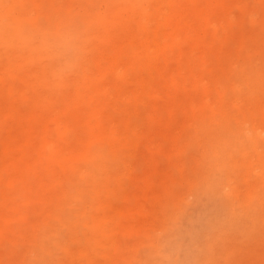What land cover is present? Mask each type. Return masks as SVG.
<instances>
[{"label": "rangeland", "instance_id": "obj_1", "mask_svg": "<svg viewBox=\"0 0 264 264\" xmlns=\"http://www.w3.org/2000/svg\"><path fill=\"white\" fill-rule=\"evenodd\" d=\"M180 4L198 6L204 14L193 25H185L188 19L192 20L194 12L192 8H185L186 5L181 7ZM87 10L116 25L110 32H105L101 20H97L93 31L99 36L116 35L121 38V27L129 23L134 26L130 29L133 34L139 32L137 36L144 41L154 39L166 48H170L175 36L185 40L179 54L167 51L160 60H150L143 65L142 71L149 79L159 74L164 80V83H153L147 92L136 89L126 72L113 75L121 92L109 96L108 100L119 101L116 104L118 110L122 109L124 103L123 108L128 112L159 114L157 121L161 123L150 131L147 127L137 130L140 141L135 157L123 158L122 163L114 160L105 162L108 167L106 174L110 179L127 173L129 169L135 168V172L122 184L124 198L114 195V199L108 197L98 203H112L106 205L105 214L109 224L105 230L102 232L94 228L88 232L98 244V249H90L87 245L74 249L80 232L77 220L72 215V207L84 201H79L73 194L79 189L77 185L61 184L58 187L61 195L71 193V196L70 207L65 212L57 213L51 212V207L39 210L26 202L31 192L20 189L19 180L22 177L19 170L1 174L0 264L171 263L177 251L167 247L164 238L171 236L177 219L183 222L187 220V214L182 213V202L192 203L195 194L200 191L176 187L169 192L170 198L167 200L157 203L153 198L159 197L163 179L179 176L180 170L188 174L186 177L193 184H198L200 179L210 174L217 177L224 175V171H219V166L206 160L209 159V152L203 144V136L199 137L197 144H193L187 138V133H195L198 124L206 118L215 123L229 116L239 123L246 137H256L257 141L256 146H252L248 144L249 139H244L243 142L232 143L225 151L223 157L226 165L247 164L252 172L251 176L246 170H236L232 183L238 186L240 193H245L255 184L253 177L257 178L261 182V185H257V194L263 206L252 212L258 219L252 226L247 225L245 215L249 213L245 212L243 206L246 203L240 196L229 197L226 204L219 201L212 204L213 208L205 212L201 219L207 225H211L210 219H216L215 229L204 234L207 249H197V260L182 250L180 264H264V170L261 166L264 164V78L258 85L250 86L249 90L257 87L254 93L249 90L244 92L241 81L230 73L223 79L227 68H241L244 60L252 62L264 76V0H0V28L12 22L15 25L30 23L36 27L49 25L55 30L65 29L66 14L75 15ZM177 24L183 27L178 30ZM256 34L259 37L257 43L251 40ZM3 45L4 36L0 34V46ZM96 45L95 38L87 40L85 44L88 50ZM204 51L207 57L199 61L203 73L186 79L181 71L183 65L194 66L197 61L192 59V54L202 56ZM53 53V45L47 43L43 46L42 55L50 56ZM0 58L4 63V66H0V117L9 114L5 112L6 103L17 106L12 113L16 120L4 122L5 119L0 123L3 134L12 138L22 137L23 127L19 119L26 121L31 115L37 117V125L31 130L36 137L42 134L45 126L54 127L58 132L60 127H57L67 120L64 113L66 104H72L69 110L78 114L84 103H88L89 108L84 106L86 111L76 115L79 128L70 133L66 143L61 144L62 151L57 162L60 165H75L79 152L88 148L95 151L107 141L120 147L125 145V138L117 130L118 127H113L106 118L107 111L102 108L104 96L89 92L96 81L102 88L98 79L100 71L95 68L94 72H90L87 65L91 63H84L80 57L75 65V74L71 77H77V80H73L72 90L67 93L53 92L48 97L46 109H43L42 105H38L43 102L37 98L43 95H38L42 90L28 83V79L33 83L40 72L34 71V68H9L13 63L11 52H0ZM135 93L141 94L140 102L138 105L131 103L128 107V100ZM127 123L134 125L128 119ZM224 125L229 127L231 123ZM86 135L92 139L89 140ZM46 139L54 142L55 135L49 134ZM178 151L181 153L177 154ZM153 156L155 162L152 164ZM31 161L30 156H24L21 162L31 164ZM80 168L90 175L91 188L97 187L95 179L99 178V172L92 168L87 171L83 166ZM193 169L198 171L197 175L191 173ZM147 172L150 176L145 179ZM141 180L150 185L149 191L143 195L139 189H134ZM9 182H16V188H7L5 184ZM31 185L35 186L36 182H31ZM219 187L224 191L223 183ZM213 191L217 192V187ZM134 192L147 199L140 202L125 199L127 194L129 196ZM190 193H193V197ZM217 195L211 194L210 199L214 200ZM255 203L252 202L253 205ZM125 212L128 217L121 216ZM51 214L53 220L45 230L41 227L42 219ZM232 218L236 220L235 225H230ZM243 225L247 229L241 233L240 227ZM144 231L149 232L151 241L143 234ZM173 241H179V238L175 237ZM150 242H153L154 245L150 247L154 249H146ZM227 254H231L229 258H225Z\"/></svg>", "mask_w": 264, "mask_h": 264}, {"label": "bare ground", "instance_id": "obj_2", "mask_svg": "<svg viewBox=\"0 0 264 264\" xmlns=\"http://www.w3.org/2000/svg\"><path fill=\"white\" fill-rule=\"evenodd\" d=\"M185 8H192L194 14L192 20L188 19L185 25H193L198 21V17L203 15L204 12H200L198 6L191 4H180L179 6ZM198 13V14H197ZM97 20H101L104 25V31L110 32L116 27L112 22H107V19L103 16H95V14L79 13L75 15L66 14L64 18L65 29L55 30L49 25H43L40 27L32 26L30 23H24L23 25H15L10 22L8 25L4 26L3 29L0 28V34L4 36L5 45L0 46L1 53L11 52L13 63L9 68H34V71H39L40 75L38 78H34L33 83L28 79V83L32 86H37L42 90L37 96L39 101L38 105H42L43 109H46L48 97L53 92H63L65 93L72 90L73 80H77V77H72L75 69L76 63L82 57L84 63H91L89 66L90 72H94L95 68L100 71V76H98L99 82H94L93 88L90 89V93H101L104 96L102 102V108L106 109V118L113 127H118V131L125 138V145H116L110 141L104 142L105 145L95 151L90 148L79 152L76 155V164H62L60 165L57 161L60 158V153L62 151L61 144L66 143L69 140L70 133L76 131L79 128V122L76 119V115L81 114L89 108L88 103L79 109L78 114H74L69 109L72 108V104H66L64 113L67 116V120L64 124H61L59 131L56 132L54 127L45 126L42 129V134L40 136L33 135L31 130H34L35 125H37V117L34 115L29 116L26 121L19 119L20 124L23 127L22 137L12 138L9 135L3 134L0 129V161L3 167L0 168V175L9 171L19 170L21 172V180H19L20 189L26 192H31L26 202L30 206H35L39 210H43L45 207H51L54 212H65L67 208L70 207L69 198L70 194L61 195L58 191V187L61 184L77 185V189L73 194L80 199L84 200L81 204L73 205V218L77 220V228L79 230V237L75 241L74 249H81V245H87L90 249H98L99 246L95 240L89 236V230L94 228H99L102 232L105 227L108 226L109 222L105 214L107 210L106 205L112 204L106 203V205H98L100 200H104L108 197L114 199V195L123 197V190H121L124 180L131 177L135 168L129 169L125 174H119L114 179H110L106 174L108 167L105 164L107 161H117L122 163L123 158H131L136 156V148L140 141V135L137 130L139 128L147 127V130L154 129L161 122L157 121V116L159 114H148L142 115L141 112L130 111L128 112L124 109L122 104V109L118 110L116 104L119 101H109L108 97L121 92V87L114 79L113 75L116 72H126L131 78V84L140 91L147 92L153 87V83H164V80L159 76V74L154 75L153 78H148L142 71L143 65L147 61L160 60L164 54L168 51L171 54H179L180 46L185 43L183 37L175 36L170 48L162 46V44L156 40L144 41L139 38V32L132 33L130 31L134 26L127 24L121 27V38L114 36H99L94 34L93 28ZM191 20V21H190ZM179 22V21H177ZM183 26L176 25V28L180 30ZM138 28V27H137ZM139 30V28L137 29ZM7 36V37H6ZM95 38L97 40V45L94 49H86V41ZM252 41H259V37L256 34L251 38ZM33 43V46L29 45ZM49 43L54 46V53L50 56L42 55V49L45 44ZM101 53L103 55H101ZM207 53L204 51L202 56L198 53L192 54V59L197 61L194 66H188L184 64L182 70L184 72V77L186 79H192L196 74H202L203 70L199 65L201 58H206ZM22 60V61H20ZM0 66H4L0 58ZM252 62L244 60L241 68L230 69L227 68L223 73V79L227 76L234 75L237 77L243 86V91L247 92L251 85L259 84L264 76L261 71L256 68ZM177 69V67H174ZM220 72V71H219ZM75 74V73H74ZM79 78V74L77 75ZM95 80V78L93 77ZM27 80V79H26ZM159 81V82H158ZM71 85L70 87H68ZM257 87L251 89L252 93L256 92ZM1 80H0V92H1ZM2 94V93H1ZM141 99V94L135 93L133 97L128 100V107L131 103L139 104ZM47 100V101H46ZM251 102L253 101L250 97ZM5 112L8 115L0 117V123L6 121L16 120L15 116H12L17 109V106L13 104H5ZM130 122H134L133 126L127 123V119ZM225 123H231V125L225 126ZM216 129V130H215ZM49 134L55 135V141L50 142L46 139ZM88 134V133H87ZM203 136V144L206 150L209 152L208 158L206 159L212 165L219 166L220 172H225L223 176L217 177L210 174L208 177L200 179L198 184H193L188 181L187 175L184 171L180 170L179 176L177 177H167L164 178L160 184L161 193L159 197L153 198L154 202H160L170 198L169 192H171L176 187H185L189 191L195 190V199L191 201H183L182 213L187 214V220L183 222L177 219L175 225L171 229V236L164 238V242L167 247L171 249H176L177 255L171 263L165 261L163 264H180L181 257L180 252L186 250V254L197 260V249H207L204 239V234L208 231L215 229L213 227L216 223V219L209 220L211 225L203 222L201 219L204 217V213L208 212L217 201L221 204H226L229 197H239L244 203L243 207L245 212L249 215H245L247 220V225H254L258 220L257 217L253 215L252 212L255 208H261L263 206L260 201V197L257 194V185L261 182L257 178L253 177V182L255 184L251 185L250 190L245 193H240L237 185L233 184V177H235V172H241L246 170L248 174H251L250 165L236 164L234 166L226 165L224 161V154L227 148L232 143L243 142L244 139H249L248 144L256 146V137H246L243 134L242 127L239 123L233 119V117H223L220 121L213 123L206 118L198 124V128L195 133H187V138L197 144L199 137ZM88 139H92L89 135H86ZM130 149V150H129ZM181 153V151H178ZM15 154H18L15 156ZM183 154V152H182ZM24 156H30L32 158L31 164H22V158ZM155 162V157H152V164ZM81 166L85 167L88 171L92 168L99 172V178L95 179L97 187L91 188V177L86 175L84 170L81 171ZM148 166V163H147ZM264 170V164L261 165ZM104 169V170H100ZM139 170V168H136ZM193 175H197L198 171L196 169L191 170ZM149 173H145V179L149 178ZM114 180V181H113ZM31 182H36L35 186L31 185ZM29 183V184H28ZM223 183V189H220V185ZM9 189L16 188V182H9L5 184ZM217 187V192L213 189ZM227 187V188H225ZM0 187V191H1ZM134 189H139V192L145 194L150 189L149 183L146 184L143 180L138 181ZM223 192V193H222ZM218 193L214 200H211V194ZM193 197V193H190ZM124 198V197H123ZM125 199L131 200L132 202H140L147 199L145 196L132 193ZM256 201V205L252 202ZM212 204H214L212 206ZM89 211L91 213H89ZM257 211V210H256ZM197 212L198 215H193ZM251 212V213H250ZM121 216L128 217L127 213H122ZM6 219H3L5 221ZM53 220V215H49L48 218L42 219L41 227L43 229H48L51 221ZM226 223V220H224ZM236 220L233 218L230 220V225H235ZM247 226H241L240 231L243 233L246 231ZM248 231V230H247ZM62 232V230L60 231ZM249 232V231H248ZM143 234L146 235L149 241L151 236L149 232L144 231ZM175 237L179 238V241H173ZM150 245H154L150 242L146 249L151 248ZM264 246V245H263ZM247 249V248H245ZM262 249V248H254ZM231 254H227L225 258H229Z\"/></svg>", "mask_w": 264, "mask_h": 264}]
</instances>
